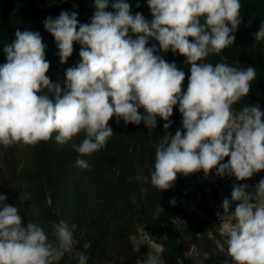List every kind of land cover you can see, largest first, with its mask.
I'll return each mask as SVG.
<instances>
[{
    "label": "clouds",
    "instance_id": "obj_1",
    "mask_svg": "<svg viewBox=\"0 0 264 264\" xmlns=\"http://www.w3.org/2000/svg\"><path fill=\"white\" fill-rule=\"evenodd\" d=\"M147 4L151 20L139 12L133 15L126 0H113V11L107 10L109 0H94L95 11L86 24L79 23L75 12L47 17L43 25L54 37L61 64L72 56L74 44L80 45V63L57 82L47 75L50 62L41 35L17 30L15 40L4 47L7 62L0 66V146L36 145L54 136L57 145H70L78 153L77 167L89 169L82 157L107 146L114 135L110 120H123L125 126L143 122L155 129L159 118L167 130L178 105L182 129L155 146L150 173L155 188H172L181 174L202 171L207 177L215 170L217 176L244 181L264 170V111L259 104L234 109L249 95L256 68L206 62L234 44L242 22L241 0ZM253 36L257 43L264 41V22ZM151 40L159 47H149ZM158 51L185 57L190 70L186 91L185 71ZM81 134L83 140L75 143ZM246 189L245 184L234 186L231 199L222 202L219 218L231 224L224 243L232 264H264V179L255 196ZM6 200L0 193V264H59L74 251L75 224L53 222L55 239H50L40 224L22 223L19 209ZM148 245L147 258L136 264H164L163 248ZM75 255L78 264H87L85 252Z\"/></svg>",
    "mask_w": 264,
    "mask_h": 264
},
{
    "label": "rangeland",
    "instance_id": "obj_2",
    "mask_svg": "<svg viewBox=\"0 0 264 264\" xmlns=\"http://www.w3.org/2000/svg\"><path fill=\"white\" fill-rule=\"evenodd\" d=\"M112 2L109 0L108 11H113ZM126 2L131 5L133 15L139 12L145 19H152L147 0ZM21 3L25 6L10 13L5 28L0 29V66L7 62L4 47L15 40L17 30L38 32L50 62L47 75L53 82L65 79L66 70L81 61L80 45L74 44L77 48L72 56L61 64L54 37L45 30L43 22L56 15L50 9L61 6L62 11L77 13L79 23H90L94 0H21ZM152 44L159 47L154 40L148 46ZM246 47L234 42L221 55H210L206 62L256 68L249 95L234 109L259 104L264 111V41ZM157 54L165 60L185 61L179 53ZM187 84L185 78L184 91ZM140 112L143 114V109ZM170 120L171 127L165 130L164 121L159 118L155 129H148L143 122L125 126L123 120L117 123L113 118L109 124L114 135L107 146L82 157L88 161L89 169L77 167L78 153L70 145H57L54 136L36 145L0 146V193L6 195V203L19 209L22 223L40 224L50 239H55L53 222L63 219L77 226L74 251L66 253L59 264H78L75 255L78 251L89 257L87 264H136L138 259L147 258L151 251L148 244L163 248L160 255L164 264H232L224 243L231 224L219 218L223 215L222 202L231 199L233 187L240 184L247 185L246 191L255 196L264 170L244 181L229 175L217 176L215 170L207 177L202 171L181 174L172 188L161 192L150 182L155 146L162 143L166 134L174 135L177 129H182L178 105ZM83 138L81 134L74 142L80 143ZM51 167L55 168L53 174ZM235 205L233 202L230 211H234ZM86 242L90 245L88 249L83 247Z\"/></svg>",
    "mask_w": 264,
    "mask_h": 264
},
{
    "label": "trees",
    "instance_id": "obj_3",
    "mask_svg": "<svg viewBox=\"0 0 264 264\" xmlns=\"http://www.w3.org/2000/svg\"><path fill=\"white\" fill-rule=\"evenodd\" d=\"M242 8V22L239 25L235 36V44L240 45L241 47L247 48L246 45H253L257 43L253 36V33L259 30L260 24L264 22V0H241ZM21 3V0H0V29L4 27V22L6 17L10 16V13L15 11V9H19L20 7H24ZM64 9V7L57 6L55 8L50 9L51 13H55V16L50 15V17H58L60 12ZM59 10V11H58ZM77 46L79 44H76ZM74 45V49L77 48ZM255 50V49H254ZM256 52V50H255ZM168 62H175L178 67L182 68L185 71V78H188L190 75L189 66L184 64V61L181 58H177L176 60L167 59ZM55 168L51 167L50 171L53 174ZM55 203V202H54ZM55 204H52L51 207L54 208Z\"/></svg>",
    "mask_w": 264,
    "mask_h": 264
}]
</instances>
